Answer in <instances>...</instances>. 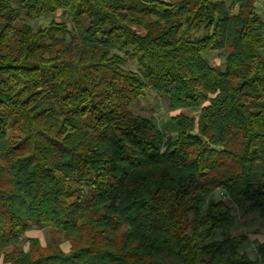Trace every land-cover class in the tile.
<instances>
[{"label": "trees", "instance_id": "obj_1", "mask_svg": "<svg viewBox=\"0 0 264 264\" xmlns=\"http://www.w3.org/2000/svg\"><path fill=\"white\" fill-rule=\"evenodd\" d=\"M255 1L0 0L2 264H264V242L251 258L245 236L213 238L233 219L218 193L264 218ZM147 90L199 113L167 136L130 109ZM43 229L68 251L24 238Z\"/></svg>", "mask_w": 264, "mask_h": 264}, {"label": "rangeland", "instance_id": "obj_2", "mask_svg": "<svg viewBox=\"0 0 264 264\" xmlns=\"http://www.w3.org/2000/svg\"><path fill=\"white\" fill-rule=\"evenodd\" d=\"M256 11L261 15L264 16V0H256L255 1ZM51 19L56 21H60L64 19L62 15L59 13L53 16L42 17L36 21L31 22V25L34 29L38 27L44 28L46 27ZM205 34V30L203 28H199L196 31H193L190 34V38L193 39L194 37H201ZM204 58L208 60L210 64L217 63V66H223V53L219 51H210L203 54ZM212 62V63H211ZM214 65V64H212ZM125 67L131 70H136V62L133 59L126 57ZM131 111L134 114H138L145 117L152 118L159 130L165 134L174 136L176 134V129L170 123V117L181 113L186 114V116H196L199 113L198 108L192 109H178L172 110L167 106L166 97L157 96V94L153 93L150 90H147L143 97H141L137 102L132 103L130 106ZM220 193H218V196ZM216 195V194H215ZM233 219L229 228L224 229L223 231L217 232L214 235V239H220L222 237L227 236H237L240 234H247V236L260 234L259 239H256V244L258 245L262 240H264V218L259 216L257 213L253 214H244L242 209L239 206L233 205ZM123 228L119 230L118 233H121ZM40 240L42 245H46L47 243H51L54 240L59 242V246L63 251H67L69 249V241L66 240L65 236L61 232H54L51 230L43 229L40 230ZM254 238V237H253ZM67 246H63L65 243ZM23 247L27 246V241L23 240L22 243ZM65 245V244H64ZM252 244H250L249 240L244 241V243L240 247V251L246 249V254L249 255L251 258H254L257 253L252 250ZM250 248V250H248ZM256 248V247H255ZM248 250V251H247Z\"/></svg>", "mask_w": 264, "mask_h": 264}, {"label": "crops", "instance_id": "obj_3", "mask_svg": "<svg viewBox=\"0 0 264 264\" xmlns=\"http://www.w3.org/2000/svg\"><path fill=\"white\" fill-rule=\"evenodd\" d=\"M212 63V62H211ZM212 64H214L213 66H217L218 64L216 63H212ZM211 64V65H212ZM221 199H223L229 206H232V210H233V205H235L228 197H222ZM40 230H29V231H27V232H25V234H24V238H27V239H37L38 241H39V243H40V245L42 246V247H44L45 245H42L41 244V240H40ZM237 236H245L246 237V240H249V242H250V244H252V245H254V246H252L253 248H252V250L254 251V250H256L257 249V247H258V245L260 244V243H262V242H264V240H262V242H260L258 245L256 244V239H259V237H260V234H255V235H252V238H251V236L249 235V236H247V234H240V235H237ZM233 237H236V236H233ZM254 237V238H253ZM245 240V241H246ZM244 243V242H243ZM242 243V244H243ZM65 244V245H64ZM67 243H66V241H65V243H63V246H67L66 245ZM28 246H29V244H28V242H27V246H25V247H23V249L24 250H27L28 249ZM256 247V248H255ZM9 250H11V248H7L5 251L6 252H8ZM248 250H250V248H248ZM247 250V251H248ZM68 251V250H67ZM246 252V249L244 248L243 249V252ZM0 264H2L1 263V258H0Z\"/></svg>", "mask_w": 264, "mask_h": 264}, {"label": "water", "instance_id": "obj_4", "mask_svg": "<svg viewBox=\"0 0 264 264\" xmlns=\"http://www.w3.org/2000/svg\"><path fill=\"white\" fill-rule=\"evenodd\" d=\"M200 140L203 141L204 145H205L207 148H210V149H212L213 151H214V150H215V151H220V150H221V147H213V146H210V145L207 143L206 140H204V139H200Z\"/></svg>", "mask_w": 264, "mask_h": 264}, {"label": "built area", "instance_id": "obj_5", "mask_svg": "<svg viewBox=\"0 0 264 264\" xmlns=\"http://www.w3.org/2000/svg\"><path fill=\"white\" fill-rule=\"evenodd\" d=\"M219 195H220L221 198H222V197H227V196L224 195L223 193H220ZM254 252L257 253L256 250H254Z\"/></svg>", "mask_w": 264, "mask_h": 264}]
</instances>
